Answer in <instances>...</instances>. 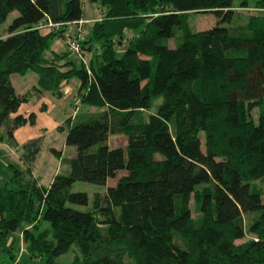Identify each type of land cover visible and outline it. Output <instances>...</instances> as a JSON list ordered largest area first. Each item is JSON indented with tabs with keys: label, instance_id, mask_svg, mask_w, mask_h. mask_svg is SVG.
Listing matches in <instances>:
<instances>
[{
	"label": "trees",
	"instance_id": "1",
	"mask_svg": "<svg viewBox=\"0 0 264 264\" xmlns=\"http://www.w3.org/2000/svg\"><path fill=\"white\" fill-rule=\"evenodd\" d=\"M91 1L101 15L80 41L92 53L87 71L77 56L58 63L67 49L44 56L82 18V0H0V25L17 12L0 31V141L16 148L14 131L35 119L17 113L30 93H16L12 74L35 73L34 91L55 97L75 78L79 102L96 109L58 127L75 153L47 187L32 175L40 138L20 146L23 168L8 165L0 251L9 261L0 264H17L16 231L44 264H57L72 245L79 255L69 264H264V0H237L252 13L233 29L225 24L235 0ZM206 11L219 23L192 31L187 15ZM47 20L60 25L39 31ZM114 133L124 146L109 145ZM120 170L90 205L85 192L70 191L75 181L106 185ZM246 232L252 238L236 244Z\"/></svg>",
	"mask_w": 264,
	"mask_h": 264
},
{
	"label": "rangeland",
	"instance_id": "2",
	"mask_svg": "<svg viewBox=\"0 0 264 264\" xmlns=\"http://www.w3.org/2000/svg\"><path fill=\"white\" fill-rule=\"evenodd\" d=\"M257 0H249V5L252 6L254 5V3ZM234 7H233V17L232 20L230 22V24H225L226 26H230V28H234V26H236V24L242 20H244L246 18V16L249 13H252V9H244V8H240L238 6V1L235 0L233 3ZM82 8H83V12L82 15L84 18H97L101 15V12H99V9L101 10L100 5L95 2V1H91V0H82ZM17 15L16 11L11 12L8 17L6 18V21L0 25V31L2 32V30L7 27V25L11 22V20ZM92 21V20H91ZM91 21H85L84 25L85 27H90L91 25H89L91 23ZM90 22V23H89ZM187 22H188V26L190 27V29L192 31H200V30H206L211 28L212 26H214L216 23L218 22L217 17L215 16L214 13L210 12V11H206V12H190L187 15ZM129 31H125V35H128ZM129 36V37H128ZM127 37L130 38L132 36L131 32ZM180 36V31L176 30L175 33V37L169 39L167 41L168 47L169 48H174L178 42V38ZM58 39H53L50 41V47L48 50H46L44 52V56L46 58L49 59V56H51V58L53 57L52 55V51L51 50H56V43H57ZM60 41V40H59ZM125 43H127V39L125 41H123ZM61 44V42H60ZM122 47L118 49V51H122ZM61 49H58V51ZM92 54V53H91ZM66 59H70V60H74L76 63L77 59H76V55L74 53H70L69 55L66 56L65 59L62 60H66ZM89 62V60L87 61ZM89 68V66H88ZM90 71V69H89ZM89 73V72H88ZM36 76L35 73L32 72H27L24 76L21 75H17V74H12L10 76V79L12 81V83L14 84L15 88L17 91H20L21 87L24 86L27 89L30 88L31 84H33L32 82V78L31 77ZM161 99H157L154 102L155 104L160 103ZM70 106V112H73L74 108L71 107V105H68V107ZM83 106H86V104H84ZM56 113V112H55ZM256 114H257V108H254L252 110V115L254 118H256ZM54 117H56V114H53ZM31 131L33 132L32 134H43L44 137L41 139L40 141V148H39V152H38V156H37V162L35 165V170L37 172V174L39 176H41V180L42 181H46L49 177H51L54 174V169L56 167L57 164V172L60 171V161H58L57 163V157L55 156V154H53L51 152V148L55 147L56 149H58V151L62 148V145L64 144V137H65V132L64 131H49L48 133L42 131V129L35 124V126H32ZM200 142H201V149L204 150L203 144H204V135L203 133H200ZM4 143V144H3ZM108 143L110 146H124L126 144V138L123 134L121 133H114L111 134L109 136L108 139ZM0 183H3L5 181H7V177L9 176V169H8V165H15L18 166V163L14 160L13 157H11V151L8 149L7 146H5V141H0ZM64 147L67 148L66 151H63V156L62 157H70L72 155H74L75 153V148L72 146H67L65 145ZM55 173V174H56ZM125 173V171L120 170L117 172L116 176L114 178H109L106 182V185H98V184H92V183H88V182H82V181H75L72 183L71 187H70V191L72 192H85L88 196V204L90 205L92 203L93 200V195L97 192H100L102 195L105 194V189L106 186H110L115 184L116 180ZM44 187L46 186V183H43ZM258 186L261 188H264V181L263 182H258ZM264 200V196L262 197ZM68 206H71L73 208L79 209V210H84L85 208L76 204H67ZM189 208L191 210V215L193 217H195L197 215L196 211H195V204H194V200H193V196L190 197L189 199ZM251 221V217L250 216H244L243 218V226L244 229H247L248 224ZM14 236H17L19 241L16 242L15 247L18 248V254L16 255V261L17 264H44V260L42 258H38V257H31L27 251H26V246L25 243L22 240V235L21 233H19L18 231H16L14 234ZM252 238V235H250L249 233H245V236L241 239H238L235 241L236 244H240L243 243L249 239ZM75 255H79V252L76 248L75 245H72L70 247V249L57 257L56 259V263L57 264H69L72 259L75 257ZM1 260H6L9 261V259L6 257V255L0 251V261Z\"/></svg>",
	"mask_w": 264,
	"mask_h": 264
},
{
	"label": "crops",
	"instance_id": "3",
	"mask_svg": "<svg viewBox=\"0 0 264 264\" xmlns=\"http://www.w3.org/2000/svg\"><path fill=\"white\" fill-rule=\"evenodd\" d=\"M101 10L99 9V12ZM255 11H258V9H255ZM83 12V10H82ZM261 12H264V8H262ZM100 19V16L97 18H84L82 15V18L80 20L83 21V23L80 25V30H81V35L82 37H84L90 27H85L84 23L85 21H91V23L89 25H92V23L96 20ZM88 23V22H87ZM86 24V23H85ZM77 28L76 24H69L66 27V30L64 31V33L62 34L61 37H55L54 39H58L57 43H56V50H51L52 51V55L53 54H60V53H64L66 51V47L64 44V34L66 33L67 30H69V32H74L75 29ZM130 34V32L128 33V35ZM126 35V36H128ZM60 40V41H59ZM61 42V44H60ZM125 42H123V47L125 46ZM58 49H61L58 51ZM84 55L86 60H91L92 58V54L91 51L88 50H84ZM49 59H51V56H49ZM77 59V58H76ZM65 60H60L58 63L62 64ZM78 61V59H77ZM33 73V72H32ZM36 75V74H35ZM24 76V75H23ZM32 82L33 84H31L30 88L27 89L26 87L22 86L20 89V91H17L14 84V89L16 91V93L18 94H25V93H30V97L28 99V101H26L25 103L21 104L20 107L18 108L17 113L18 114H22L24 116H27L29 113H34L35 115V119H34V123L32 124H28L26 123L23 126L18 127L15 131H14V138L16 143L18 144V146L16 148L10 147L9 145H6L8 147V149L11 151V157L14 158V160L18 163V166L23 168L24 164L22 162V160L20 159V153H21V148L20 146L27 142L28 140L34 139V138H40L42 139L44 137V135L42 134H32L33 132L31 131L32 126H35V124H37L44 132L48 133L49 131H56L58 129V127L63 125V121L68 117V116H74L76 113H89V112H95L96 109L95 107L92 106H83L84 104L80 103L78 98L76 97V91L77 88L79 86V82L77 79L72 78L71 80H69L68 82H65L61 85L60 87V92H61V96L60 97H55L54 95H52L51 93L48 92H44V93H36L34 91V87L36 85V79L37 76H32ZM11 80V79H10ZM68 105H71L72 108H74L73 112H70V106L68 107ZM56 112V113H55ZM53 114H56V117L53 116ZM58 131V130H57ZM41 141V140H40ZM4 144V143H3ZM1 146V144H0ZM65 145H62V148L58 151V149H56L55 147H52L51 149H55L57 151V155H55L57 157V163L58 161H60V168H61V160L63 158H70V157H62L63 151H66L67 148L64 147ZM38 156V154H37ZM37 156L34 160V162L32 163V175L34 176V178H36V180L38 181L39 185H43V183H46L47 187L50 182L52 177L55 175L56 171H57V164L56 167L54 169V174L49 177L45 182L41 180V176H39L36 172V162H37ZM10 173L9 176L7 177V179L10 177Z\"/></svg>",
	"mask_w": 264,
	"mask_h": 264
},
{
	"label": "built area",
	"instance_id": "4",
	"mask_svg": "<svg viewBox=\"0 0 264 264\" xmlns=\"http://www.w3.org/2000/svg\"><path fill=\"white\" fill-rule=\"evenodd\" d=\"M83 23L82 20H78L75 23L70 24H76L77 28L74 32H69V30L66 31L64 34V44L67 50H69L71 53H74L86 66V69L88 71V62L85 58L84 51L81 49L80 41L83 39L81 35L80 25ZM60 23H53L50 20L47 21H40L36 28L41 32H49L53 29H57L59 27ZM98 53V52H97Z\"/></svg>",
	"mask_w": 264,
	"mask_h": 264
}]
</instances>
